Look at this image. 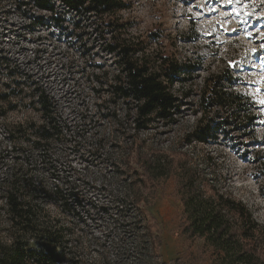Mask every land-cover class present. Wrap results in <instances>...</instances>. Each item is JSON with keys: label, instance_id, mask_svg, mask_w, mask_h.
I'll list each match as a JSON object with an SVG mask.
<instances>
[{"label": "rangeland", "instance_id": "1", "mask_svg": "<svg viewBox=\"0 0 264 264\" xmlns=\"http://www.w3.org/2000/svg\"><path fill=\"white\" fill-rule=\"evenodd\" d=\"M122 1L125 8L109 17L124 24L116 37L142 41L149 62L165 53L179 62L190 61L197 71L174 84L180 107L172 123L154 122L133 140L132 125L122 122L118 133L105 139L102 157L68 159L81 173L83 210L79 217H72L49 203L43 220L48 225L68 224L69 234L82 240V247L73 249L81 264H142L137 263L142 258L151 264H211L213 256L204 239L182 232L185 217L177 172L184 160L193 162L212 184L248 205L264 224V0ZM70 16L71 20L78 18ZM81 20L71 39L48 13L20 0H0V147L10 144L11 132L27 138L24 129L30 122L40 121L39 90L50 96L58 118L84 134L88 142L114 130L107 118L111 102L106 94L93 89L97 83L92 75L116 72L115 61L95 37L93 22ZM153 33L160 37L154 40ZM223 71L225 78L231 75L230 90L253 102L252 124L244 127L237 120L217 139L193 141L189 133L203 115L199 93L204 80ZM132 142L135 152L128 153L126 148ZM139 151L160 156L164 164H171V171L143 187L133 185L130 194H136L138 204L132 209L129 203L123 205L125 212L140 214L149 233L126 231L125 245H109L117 234L110 230V215L101 207L110 205L111 186L116 191L121 188L111 182L112 166L106 153L112 161L117 158L116 170L133 169V178L140 180ZM3 154L8 158L11 153ZM9 162L7 159L6 164ZM5 226L0 210L1 238ZM93 238L101 240V245ZM147 239L151 243L142 246ZM135 242H141L138 251ZM29 244L36 247L34 240Z\"/></svg>", "mask_w": 264, "mask_h": 264}, {"label": "trees", "instance_id": "2", "mask_svg": "<svg viewBox=\"0 0 264 264\" xmlns=\"http://www.w3.org/2000/svg\"><path fill=\"white\" fill-rule=\"evenodd\" d=\"M20 1L48 13L53 24L65 30L71 39L81 19L93 22L95 37L101 40L116 65V72L110 75L105 71L92 75L93 82L97 83L93 89L99 95L106 94L111 102L107 118L114 130L107 136L99 135L92 143L88 142L84 134L58 118L50 96L39 90L36 104L40 121L30 122L24 129L23 135L27 138L11 132L10 144L0 147V210L6 224L2 230L4 236L0 237V264H81L73 251L82 247V240L69 234L68 224L48 225L43 220L47 215L45 206L49 203L72 217H79L83 210L81 173L67 162L68 159L78 155L89 159L102 157L105 139L114 135V131L118 133L122 122L132 125L133 140L154 122L164 126L172 123L180 107L174 84L184 81L197 68L188 60L179 62L165 53L157 54L149 62L142 41L116 37L124 24L109 17L125 8L122 0ZM70 15L78 18L71 20ZM96 19L98 23L94 22ZM65 22H71L72 26L69 28ZM152 35L154 40L160 37L156 33ZM231 81V75L225 78L224 71L204 80L205 85L199 93L203 115L189 133L193 141L217 139L226 126L237 120L244 127L251 126L252 107L255 106L247 96L230 90ZM125 135L127 132L122 134L124 138ZM134 146V142L127 146V152H135ZM3 152L11 154L6 158ZM136 155V164L142 173L140 180L133 178V169L116 170L113 165H118L117 158L112 161L111 155L106 153L112 166L111 182L121 188L116 191L111 186L107 195L110 205L101 207L110 215V230L117 234L109 245H125L126 231L149 233L140 214L133 210L125 212L123 205L129 203L132 209L138 204L136 194H130L133 185L138 183L143 187L147 181L171 171V164H164L160 156L155 158L146 152L140 154V151ZM7 159H10L8 164ZM200 171L193 162L184 160L177 172V191L185 217L182 232L204 239L213 256L211 264H264V224L255 218L248 205L218 189L207 174ZM85 212L88 214V210ZM31 240L36 242V247L30 246ZM148 240L142 244L135 242V249H141L140 244L148 247L147 242L151 243ZM95 242L101 245V240L95 239ZM143 259L137 263L151 264V260Z\"/></svg>", "mask_w": 264, "mask_h": 264}]
</instances>
